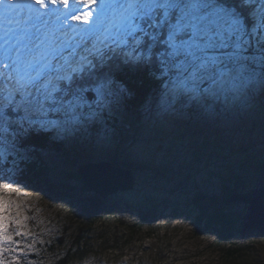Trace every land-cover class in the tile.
<instances>
[{"label": "snow or ice", "instance_id": "obj_1", "mask_svg": "<svg viewBox=\"0 0 264 264\" xmlns=\"http://www.w3.org/2000/svg\"><path fill=\"white\" fill-rule=\"evenodd\" d=\"M124 66L149 72L164 111L244 100L264 90V0H0V264L29 234L5 162L33 134L100 122L126 92Z\"/></svg>", "mask_w": 264, "mask_h": 264}, {"label": "rangeland", "instance_id": "obj_2", "mask_svg": "<svg viewBox=\"0 0 264 264\" xmlns=\"http://www.w3.org/2000/svg\"><path fill=\"white\" fill-rule=\"evenodd\" d=\"M122 101L93 126L54 137L64 142L69 159L65 152H40L51 182L68 184L72 195L20 179V165L33 160V151L5 162V171L15 169L17 187L28 194L21 230L29 234L14 235L16 243L5 245L14 251L3 258L11 264H59L64 258L67 264H264V236L243 233L240 225L227 242L216 230L202 235L194 204L200 195L224 200V188L237 185V178L246 186L239 193L264 186V90L257 87L248 98L214 111L180 105L164 111L159 96L140 118L127 114ZM102 162L132 164L136 185L108 198L88 225V200L95 195L69 176L84 164ZM228 206L244 222L248 206Z\"/></svg>", "mask_w": 264, "mask_h": 264}, {"label": "trees", "instance_id": "obj_3", "mask_svg": "<svg viewBox=\"0 0 264 264\" xmlns=\"http://www.w3.org/2000/svg\"><path fill=\"white\" fill-rule=\"evenodd\" d=\"M114 79L119 85H122L126 89L123 95L122 107L127 114L140 118L143 115V110L148 105H156L158 103L160 88L158 83L146 69H134L128 66L120 67L114 70ZM193 109L196 110L197 107ZM114 121L115 123L118 122L116 119ZM54 137L55 136L51 133L33 134L24 141L23 150L27 152L33 151L31 155L33 160L21 163L20 179L37 186L47 185L55 193H62L70 196L72 195L73 189L68 184H56L51 182L49 179L48 165L40 155V152L43 150H54L67 153L65 151L64 142L55 140ZM65 153L64 156L69 159V154ZM117 164L119 165L120 163H113V165ZM124 167L129 169L134 168L132 164H125ZM259 171L264 176V166L260 167ZM234 179L235 177L228 178V181L232 182ZM237 179L238 184L234 185L233 188H224L227 191V196L222 201L208 195H200L194 200L195 206L201 213V217L199 221H197L200 234L204 235L210 230H216L220 240L227 242L230 241L239 230V225L241 227L240 231L247 233L245 223L242 222V217L233 213L231 207L228 206L229 199L233 194L246 189L245 184L241 183V179ZM69 180L77 183L80 182L78 170L72 171ZM80 188L84 192L87 191L84 186H80ZM88 201V225H90V223L98 217L99 211L105 205V201H102V199L96 195ZM145 221L146 220L143 219L142 224H144ZM59 264H67L66 258Z\"/></svg>", "mask_w": 264, "mask_h": 264}, {"label": "water", "instance_id": "obj_4", "mask_svg": "<svg viewBox=\"0 0 264 264\" xmlns=\"http://www.w3.org/2000/svg\"><path fill=\"white\" fill-rule=\"evenodd\" d=\"M78 174L87 192L100 197L102 201L119 192L131 191L136 185L132 170L111 162L84 164L78 168ZM237 202L249 208V214L244 218L246 231H256L264 236V186L247 193L233 194L229 203Z\"/></svg>", "mask_w": 264, "mask_h": 264}, {"label": "bare ground", "instance_id": "obj_5", "mask_svg": "<svg viewBox=\"0 0 264 264\" xmlns=\"http://www.w3.org/2000/svg\"><path fill=\"white\" fill-rule=\"evenodd\" d=\"M73 23H76L75 21H73Z\"/></svg>", "mask_w": 264, "mask_h": 264}]
</instances>
